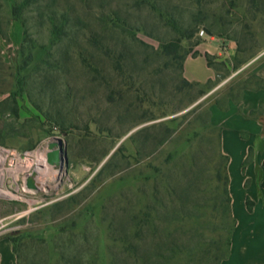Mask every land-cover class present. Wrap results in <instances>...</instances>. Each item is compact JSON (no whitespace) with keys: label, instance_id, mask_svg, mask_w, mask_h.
Masks as SVG:
<instances>
[{"label":"rangeland","instance_id":"374dc122","mask_svg":"<svg viewBox=\"0 0 264 264\" xmlns=\"http://www.w3.org/2000/svg\"><path fill=\"white\" fill-rule=\"evenodd\" d=\"M12 20L23 41L0 34V233L19 262L223 264L235 219L210 108L264 58V0H0L7 36ZM200 29L239 52L187 84ZM51 138L61 173L24 191V162Z\"/></svg>","mask_w":264,"mask_h":264},{"label":"crops","instance_id":"0c3cea01","mask_svg":"<svg viewBox=\"0 0 264 264\" xmlns=\"http://www.w3.org/2000/svg\"><path fill=\"white\" fill-rule=\"evenodd\" d=\"M10 46L23 41V27L17 20L9 24ZM196 54H187L182 63V77L205 85L217 75L215 62L236 55L233 41L206 35L194 46ZM264 52L259 55L263 56ZM205 55L212 57L213 65ZM258 57L241 69L251 67L248 75L261 79L260 87H247L235 99L214 102L211 122L220 129V148L228 158V193L235 219L229 254L223 264H264V58ZM250 206V208L248 207ZM0 264H21L9 237L0 234Z\"/></svg>","mask_w":264,"mask_h":264},{"label":"bare ground","instance_id":"6f19581e","mask_svg":"<svg viewBox=\"0 0 264 264\" xmlns=\"http://www.w3.org/2000/svg\"><path fill=\"white\" fill-rule=\"evenodd\" d=\"M3 160L4 156L2 155V153H0V162H2ZM28 160V162H24L23 170L34 169V171L30 173L32 177L29 180L35 178V180L39 183V188L41 189L45 188L51 179L57 178L56 174L61 173L60 169L57 166L48 164L46 155L44 153H37L36 158H29ZM1 171L2 168H0V183L2 176ZM28 183L29 181L27 180V182L25 183L24 191H28L31 193L34 192V189L28 188ZM6 193V191L0 188V195H4Z\"/></svg>","mask_w":264,"mask_h":264},{"label":"trees","instance_id":"16d2710c","mask_svg":"<svg viewBox=\"0 0 264 264\" xmlns=\"http://www.w3.org/2000/svg\"><path fill=\"white\" fill-rule=\"evenodd\" d=\"M252 1H255V0H252ZM194 31L195 30H190V31H188V33L187 34H183V36L185 37V38H191L192 36H193V34H194ZM0 34L2 35V36H6V37H9V36H7L6 35V32H3L1 29H0ZM208 35H210V34H208ZM9 39V38H8ZM179 42H180V39H176V41L175 42H168V43H165V44H163L162 45V49H163V51L165 52V54H167V55H174L177 51H178V48H179ZM198 42L196 41L192 46H191V48L188 50V51H186L184 54H183V56H182V61H181V72H182V63H183V60H184V58H185V56L187 55V54H189V53H191V54H196L197 52L196 51H194V46L197 44ZM22 46V43H21V45H20V47ZM239 52V50L237 49L236 50V53H238ZM205 57H206V60H207V63H208V65H210V66H212L213 65V62H212V57H210L209 55H205ZM239 63H240V61H239ZM238 67V63H237V65H234L233 66V68L234 69H236ZM254 80V83L252 84V85H250V81L251 80ZM184 80V82L185 83H187V84H192V82H188L187 80H185V79H183ZM248 84H244V85H241L240 87L239 86H235V87H237V88H239V95L241 94V92H242V90L243 89H245V88H247V87H249V86H251V87H255V88H258V87H260V83H261V79L257 76V75H251V77L250 78H248L247 79V81H246ZM193 84H197V83H193ZM228 98H232V99H235L236 97H233V95L232 94H229L228 95ZM216 103H220L219 101H217ZM221 104V103H220ZM223 154V153H222ZM223 157H224V159H225V167H226V170H227V161H228V158L225 156V155H223ZM225 181H226V185H227V191H228V175H227V173H226V175H225ZM228 201H229V206H230V196H229V193H228ZM248 207L250 208V206L248 205ZM10 240H11V242H12V244H13V249H14V240L13 239H11V238H9Z\"/></svg>","mask_w":264,"mask_h":264},{"label":"water","instance_id":"95a60500","mask_svg":"<svg viewBox=\"0 0 264 264\" xmlns=\"http://www.w3.org/2000/svg\"><path fill=\"white\" fill-rule=\"evenodd\" d=\"M48 148L49 151L46 154L48 164L57 167H63L65 162V153L62 140L60 138H51L48 142ZM27 186L31 189H37V186L33 180H30Z\"/></svg>","mask_w":264,"mask_h":264},{"label":"built area","instance_id":"2783aa9c","mask_svg":"<svg viewBox=\"0 0 264 264\" xmlns=\"http://www.w3.org/2000/svg\"><path fill=\"white\" fill-rule=\"evenodd\" d=\"M198 35H199L200 37H204V36H206L207 34L204 32L203 29H200L199 32H198ZM0 234H1V233H0Z\"/></svg>","mask_w":264,"mask_h":264}]
</instances>
